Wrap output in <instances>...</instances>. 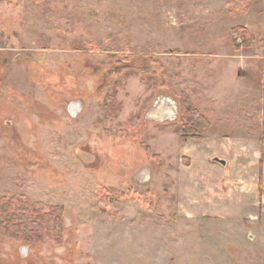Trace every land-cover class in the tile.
Here are the masks:
<instances>
[{"label":"rangeland","instance_id":"obj_1","mask_svg":"<svg viewBox=\"0 0 264 264\" xmlns=\"http://www.w3.org/2000/svg\"><path fill=\"white\" fill-rule=\"evenodd\" d=\"M229 1L0 0V207L64 208L62 240L0 229V264H264V225L178 201L186 104L211 130L247 73L238 121L264 123V0Z\"/></svg>","mask_w":264,"mask_h":264},{"label":"crops","instance_id":"obj_2","mask_svg":"<svg viewBox=\"0 0 264 264\" xmlns=\"http://www.w3.org/2000/svg\"><path fill=\"white\" fill-rule=\"evenodd\" d=\"M252 90L249 74L237 77L226 97L223 118L211 116L212 129L208 133L182 143L190 159L176 172L181 211L206 219L246 222L257 230L264 225V123L238 121L237 106L247 108L248 97L242 96L246 99L240 104L234 99ZM257 90L261 99V83ZM217 111L221 115L222 107L218 106Z\"/></svg>","mask_w":264,"mask_h":264},{"label":"trees","instance_id":"obj_3","mask_svg":"<svg viewBox=\"0 0 264 264\" xmlns=\"http://www.w3.org/2000/svg\"><path fill=\"white\" fill-rule=\"evenodd\" d=\"M254 0H231L227 3L228 12L231 14H245L249 11ZM243 36L241 42L235 40V49L250 48L256 42L255 35L247 27L239 28ZM237 30V28H236ZM262 102L264 121V70L262 75ZM189 117L188 130H181V139L198 138L208 133L211 122L198 112L189 103L186 104ZM64 208L59 205H49L39 201H32L26 196L3 198L0 207V229L7 231L12 229L23 236H29L31 232L42 239L50 237L62 240L64 237L63 215Z\"/></svg>","mask_w":264,"mask_h":264},{"label":"water","instance_id":"obj_4","mask_svg":"<svg viewBox=\"0 0 264 264\" xmlns=\"http://www.w3.org/2000/svg\"><path fill=\"white\" fill-rule=\"evenodd\" d=\"M215 160H216V161H218V162H220V163H223V164H225V161H224V160H222V159H220V158H216Z\"/></svg>","mask_w":264,"mask_h":264}]
</instances>
